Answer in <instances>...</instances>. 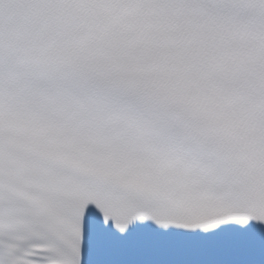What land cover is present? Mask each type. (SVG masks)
<instances>
[{"label": "snow or ice", "instance_id": "snow-or-ice-1", "mask_svg": "<svg viewBox=\"0 0 264 264\" xmlns=\"http://www.w3.org/2000/svg\"><path fill=\"white\" fill-rule=\"evenodd\" d=\"M0 264H264V0H0Z\"/></svg>", "mask_w": 264, "mask_h": 264}]
</instances>
